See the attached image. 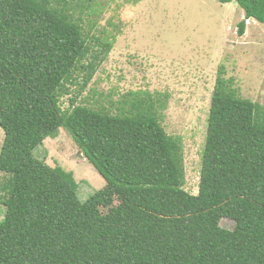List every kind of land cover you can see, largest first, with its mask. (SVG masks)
Masks as SVG:
<instances>
[{
    "label": "trees",
    "instance_id": "trees-1",
    "mask_svg": "<svg viewBox=\"0 0 264 264\" xmlns=\"http://www.w3.org/2000/svg\"><path fill=\"white\" fill-rule=\"evenodd\" d=\"M85 1L0 0V264H264V107L219 76L199 192L188 193L162 99L131 93L116 112L74 100L62 109L67 86L83 76L85 89L112 50L86 32ZM218 2L244 11L240 37L249 20L264 26V0ZM61 129L119 199L108 213L38 157Z\"/></svg>",
    "mask_w": 264,
    "mask_h": 264
},
{
    "label": "rangeland",
    "instance_id": "rangeland-1",
    "mask_svg": "<svg viewBox=\"0 0 264 264\" xmlns=\"http://www.w3.org/2000/svg\"><path fill=\"white\" fill-rule=\"evenodd\" d=\"M90 5L83 15L85 30L92 38H107L112 50L85 89L80 75L78 84L67 86L62 109L74 100L77 106L116 112L131 93L159 97L164 102L162 125L183 146L184 189L198 195L219 76L231 82L240 98L264 107V26L249 20L240 37L244 11L218 0H92ZM80 12L76 10L77 17ZM3 142L0 129V153ZM38 157L72 173L81 200L97 197L103 214L119 204L66 130L46 140ZM6 178L0 172V184ZM4 212L0 205V223ZM221 227L233 230L235 223L223 219Z\"/></svg>",
    "mask_w": 264,
    "mask_h": 264
}]
</instances>
